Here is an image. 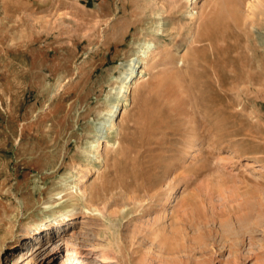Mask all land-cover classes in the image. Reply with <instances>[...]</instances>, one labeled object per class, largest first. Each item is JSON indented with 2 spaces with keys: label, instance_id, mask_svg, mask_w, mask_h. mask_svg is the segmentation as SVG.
Instances as JSON below:
<instances>
[{
  "label": "rangeland",
  "instance_id": "obj_1",
  "mask_svg": "<svg viewBox=\"0 0 264 264\" xmlns=\"http://www.w3.org/2000/svg\"><path fill=\"white\" fill-rule=\"evenodd\" d=\"M219 8L235 30L194 41ZM263 11L0 0V264H264ZM194 106L220 127L187 144Z\"/></svg>",
  "mask_w": 264,
  "mask_h": 264
},
{
  "label": "bare ground",
  "instance_id": "obj_2",
  "mask_svg": "<svg viewBox=\"0 0 264 264\" xmlns=\"http://www.w3.org/2000/svg\"><path fill=\"white\" fill-rule=\"evenodd\" d=\"M191 3H194L195 6L198 5V0H190ZM254 3V2H253ZM257 4V3H255ZM258 6V5H257ZM250 7V6H249ZM260 7V6H259ZM261 8V7H260ZM260 10V9H259ZM202 11V10H201ZM206 13V12H205ZM264 13V11H263ZM195 15H198V9H194L192 12H190V16L192 17H195ZM56 16V15H55ZM240 17V16H239ZM228 16L225 14L224 10L222 8H219V9H210L209 12H207V15L205 16V19L198 25V30L197 32L195 33V37H194V41L195 39L197 41H208L209 43H211L213 45L215 39L217 38L218 34L220 35V33L222 34L223 32H229L227 30H229V28H232V23H237L235 20V16L230 18V20L232 21V19L234 20V22L232 21L229 22L230 20H228ZM239 19V18H238ZM246 21H247V18H246ZM235 25V24H234ZM233 25V26H234ZM237 27V26H236ZM234 29V28H232ZM235 30V29H234ZM246 34V33H245ZM224 35V34H223ZM222 35V36H223ZM220 37V36H219ZM248 74H250L248 72ZM156 94V92H155ZM155 96V95H154ZM154 101V100H153ZM167 106V105H166ZM163 110V109H162ZM171 110L173 111L174 114H178L181 110L179 109V105H175L173 106V108H171ZM171 111V112H172ZM169 112V111H168ZM167 113V112H166ZM165 113V114H166ZM187 118L185 119L186 120V127L184 128L183 130V135L187 136L188 137V140L186 141L187 144H189L190 142V138H194V139H197L199 136L201 135H204V128L207 124V122L209 124H211L210 126V129H217L218 126L217 125V120L215 119L214 117V114L216 112L214 111H209V110H200V114L205 118L203 119L205 121V124L202 123V121H199L198 120V116L196 114V111H195V106L192 107V110L190 109L188 112H187ZM163 115V114H162ZM156 116V115H155ZM160 116V114H159ZM158 116V117H159ZM166 116V115H165ZM173 117V116H172ZM202 117V118H203ZM168 120V118H167ZM164 121V120H163ZM162 122V121H161ZM112 124V123H111ZM197 124V125H196ZM158 126V125H157ZM151 129V128H150ZM154 137V136H153ZM185 143V144H186ZM145 154V153H144ZM175 164V161L173 158H168V159H165L163 161H161V166H165V165H170V166H173ZM160 166V165H159ZM146 171V170H145ZM156 171V170H155ZM194 171H197V170H194ZM192 170V172H194ZM156 173V172H155ZM195 173V172H194ZM158 174V173H156ZM133 179L135 182H133L135 185H138V183H140L141 185L145 186L144 187V192H145V196L147 195L149 198H152V197H156V196H161L162 194H164L165 192H162L161 191L159 192L156 188L157 185L161 184L163 179H161V175H156V176H153V175H150L146 172V174L142 176L141 172H138V171H133ZM132 176V175H131ZM130 176V177H131ZM140 176V177H139ZM139 178V179H138ZM138 179V180H137ZM139 181V182H137ZM109 182V181H108ZM121 182V181H120ZM113 183V182H112ZM116 183V182H115ZM107 184V183H106ZM123 184V183H122ZM115 185V184H114ZM108 186V185H107ZM105 188V187H104ZM111 189H113L111 187ZM108 190V189H107ZM152 190V191H150ZM95 193V192H94ZM85 190H81L80 192V196L82 197L83 200H88V195H87V198H86V195H85ZM89 194V193H88ZM95 195V194H94ZM96 196V195H95ZM130 196V195H129ZM129 198V197H128ZM130 198L132 199L133 202H138V201H141L140 197L137 195V193L135 195H131ZM105 205V204H104ZM106 206V205H105ZM104 206V207H105ZM93 210L95 212H99V213H102L101 211H103L102 209H100L99 207L97 206H94L93 207ZM235 250L238 251V247H235L234 248ZM235 259H234V264L235 263H240V260H239V255L236 254L234 255ZM242 259L244 258H241V261ZM242 264V263H240Z\"/></svg>",
  "mask_w": 264,
  "mask_h": 264
}]
</instances>
